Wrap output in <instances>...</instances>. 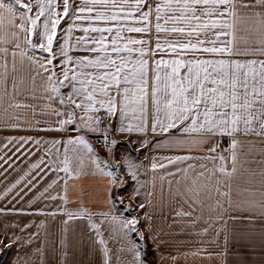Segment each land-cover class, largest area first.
I'll return each instance as SVG.
<instances>
[{
	"label": "snow or ice",
	"instance_id": "1",
	"mask_svg": "<svg viewBox=\"0 0 264 264\" xmlns=\"http://www.w3.org/2000/svg\"><path fill=\"white\" fill-rule=\"evenodd\" d=\"M38 110L55 116V123L41 127ZM33 123L39 131L78 135L52 141L6 138L2 148L19 147L11 156L0 155V184L18 171L16 160L35 154L31 149L22 152L25 145L44 155L7 184L0 200L11 197L9 203H20L54 173L56 178L38 198L66 203V195L51 194L59 173L67 180L83 174L85 160L91 162L94 174L108 181L110 208L99 213V223L91 219L95 213L71 212L63 204L37 214H62L68 218L65 226L87 217L103 264H114V255L115 264H148L152 253L145 241H157L147 214L127 215L146 207L138 202L142 165L129 157L116 160L119 142L114 134H136L141 154L176 153L152 156L150 167L155 176L158 168L174 165L175 171L166 175H182L183 186L179 180L176 184L191 208L209 194L215 180L218 197H226L231 206L235 195L237 208L243 206L249 219L264 218V0H0V130L31 129ZM87 132L103 140L108 161L96 155ZM225 136L229 145L218 150L215 138ZM209 143L206 155L180 154L202 151ZM197 159L213 167L191 162ZM159 175L163 180L165 173ZM129 179L139 187L129 185ZM130 186L133 191L125 197L122 193ZM152 196L154 192L147 193L148 203ZM126 198L137 206L130 204L119 216L113 209ZM0 214L25 213L13 206L0 208ZM143 220H148V235L140 231ZM112 239L120 244L115 251L108 246ZM13 243L20 239L8 244L0 240L5 248ZM69 251L62 240L63 264H70Z\"/></svg>",
	"mask_w": 264,
	"mask_h": 264
},
{
	"label": "crops",
	"instance_id": "2",
	"mask_svg": "<svg viewBox=\"0 0 264 264\" xmlns=\"http://www.w3.org/2000/svg\"><path fill=\"white\" fill-rule=\"evenodd\" d=\"M66 27L67 24L62 23V28ZM75 35H80V33ZM72 55L80 56L87 55V53L73 52ZM63 91L67 93L68 89ZM34 103L39 102L34 101ZM29 116L31 118L30 113ZM37 118L42 121L41 127L50 126L56 120L55 116L43 115L39 110ZM43 121H48L49 124L45 125ZM104 123L108 124L110 121L105 120ZM76 135L78 133L71 130L68 132L39 131L36 130L35 123H33L31 129L25 126L23 130H0V148L6 142V138L9 137H33L52 141L67 139L69 136L74 137ZM84 135L93 146V137L96 133L87 132ZM114 138L119 142V147L115 152L117 161L122 157H129L142 165L138 179L143 187L140 188L138 202H144L146 207L143 211L138 209L127 213V215L144 216L147 214L151 218L152 231L157 235V241L156 243H153L152 239L145 241L149 244V251L152 253L148 257V264H264V218L255 216L249 219L251 214L243 206L237 208L235 195L232 197L231 206L226 197H218L215 192V180L209 184V194H202L200 203L195 209L191 208L180 194L176 184V180H179L181 187L183 186L182 175L175 177L166 175L167 170L175 171V166L168 165L167 169L158 168L155 176H153L150 167L152 156L175 155L176 153L145 151L141 154L134 143L139 138L136 134L131 136L114 134ZM215 140L219 141L218 150H223L229 145V138L226 136L216 137ZM211 146L209 143L203 147L202 151L180 154H191L199 157L206 155ZM16 147L19 145H9L8 148H2L0 155L7 153L8 156H11L16 151ZM29 149L35 154L31 155L30 159L22 156V153L17 154L22 156L21 159L16 160L18 171L11 172L10 170L11 175H9L7 182L0 184V192H3L7 184L13 182L27 170L30 163L37 161L44 155L43 151H36L31 144L25 145L22 152ZM95 153L102 160H109L108 153L100 154L96 150ZM13 159L16 158L13 157ZM191 162L206 164L209 169L213 167L211 162L205 160L197 159ZM4 167L6 168L7 165ZM72 167L77 168L78 161L73 160ZM2 170L0 169V171ZM94 173V166L87 160H85L84 172L81 175L73 174L71 178L65 180V174L59 173L58 186L52 190L51 194L66 195V203L60 199L47 201L38 198L47 184L56 178L54 173H49L20 203L15 201L9 203L11 197L0 200V208L11 209L15 206L17 209H23L25 213L0 214V240H3L4 244H8L14 237L20 239V243H13L10 248H5L4 244H0V264H17V262L18 264H63L62 240L67 241L70 245L68 255L70 264H103L102 253L95 243L96 236L89 227L87 217L69 220L65 226L64 221L68 218L62 214L58 213L54 217L37 214L38 210L48 212L63 204L71 212L85 209L95 213L96 215H93L91 219L99 223L101 219L99 213H106L110 208L106 192L108 181ZM160 173H165L163 180L160 178ZM0 179L3 178L0 177ZM170 180L172 181L171 185L169 184ZM128 183L134 185L130 179ZM134 186L139 187V185ZM132 191L133 188L130 186L127 192L122 193V195L127 197ZM149 192H154L151 203H148L147 193ZM30 202L31 207H29ZM130 204L132 207L137 206L126 198L124 205L122 207L117 205L113 212L119 216H124V209ZM178 211L191 212L192 215L191 217H177ZM142 224L144 226L140 231L148 235V220H143ZM25 225L30 226L22 232L21 229ZM33 233L36 235L29 241V237ZM105 238L107 239V233H105ZM108 246L115 251L120 247V244L112 239L109 240ZM113 260L115 264V255Z\"/></svg>",
	"mask_w": 264,
	"mask_h": 264
},
{
	"label": "built area",
	"instance_id": "3",
	"mask_svg": "<svg viewBox=\"0 0 264 264\" xmlns=\"http://www.w3.org/2000/svg\"><path fill=\"white\" fill-rule=\"evenodd\" d=\"M102 144H103V140L98 138V134H96L93 137V147L96 150V152L100 154H105L107 153V151L102 148Z\"/></svg>",
	"mask_w": 264,
	"mask_h": 264
}]
</instances>
